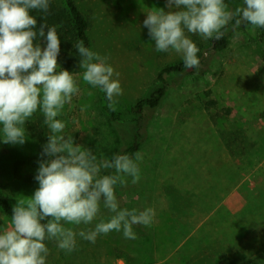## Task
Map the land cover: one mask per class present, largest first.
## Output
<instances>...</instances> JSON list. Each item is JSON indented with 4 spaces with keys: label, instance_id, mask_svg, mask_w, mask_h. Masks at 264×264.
Here are the masks:
<instances>
[{
    "label": "rangeland",
    "instance_id": "374dc122",
    "mask_svg": "<svg viewBox=\"0 0 264 264\" xmlns=\"http://www.w3.org/2000/svg\"><path fill=\"white\" fill-rule=\"evenodd\" d=\"M76 2L92 23L94 51L107 56L119 72L123 94L111 114L104 93L84 82L80 69V91L58 118L66 124V135L90 149L97 160H110L133 143L132 106L161 85L158 75L167 64L182 59L175 52L155 51L143 28L146 12L167 11L165 0ZM234 2L236 7L242 4ZM228 26L230 45L213 54L211 39L188 34L197 47L202 45L206 60L194 71L168 77L167 94L152 113L147 139L138 152L141 179L132 184L128 178L127 184L117 185L121 207L155 209L154 222L144 227L147 233L137 232L135 226L134 240L115 231L99 236L95 244L78 239L71 253L47 241V264H264V255L248 262L264 252V29ZM211 99L220 108L232 109L223 118L224 126L244 128L256 142L244 162L231 156L218 126L211 122L206 110ZM39 117L43 115L37 111L25 122L23 145L0 142V189L13 205L31 197L38 187L35 179L25 178L36 170L42 152L41 138L33 130ZM165 184L184 187L186 193L200 186L202 192L175 203L171 195L159 194ZM108 215L101 208V216ZM0 224L10 226V217L1 208Z\"/></svg>",
    "mask_w": 264,
    "mask_h": 264
},
{
    "label": "clouds",
    "instance_id": "9594fccd",
    "mask_svg": "<svg viewBox=\"0 0 264 264\" xmlns=\"http://www.w3.org/2000/svg\"><path fill=\"white\" fill-rule=\"evenodd\" d=\"M50 4L51 0H0V142L23 145L25 122L37 111L48 130L34 177L38 187L12 207L10 226L0 224V264H47V241L71 253L78 239L95 244L99 236L113 231L134 240V227H148L156 216L151 206L121 207L115 194L117 185L127 184L128 178L132 184L141 179L140 153H117L97 162L90 149L65 134L66 124L58 117L80 91L79 73L58 63L61 39L56 26L42 22L37 27L32 13H41L43 21ZM165 8L146 12L143 28L155 51L175 52L184 69L200 66L199 48L189 33L220 40L228 25L264 29V0H242L234 9L225 0H165ZM73 47L82 80L103 92L112 107L123 94L119 72L107 56L82 40ZM101 208L109 215L101 216Z\"/></svg>",
    "mask_w": 264,
    "mask_h": 264
},
{
    "label": "trees",
    "instance_id": "16d2710c",
    "mask_svg": "<svg viewBox=\"0 0 264 264\" xmlns=\"http://www.w3.org/2000/svg\"><path fill=\"white\" fill-rule=\"evenodd\" d=\"M235 0H225V2L229 3L233 8L236 7ZM37 18V27L42 22L47 23L49 26H56L57 32L61 39V52L58 56V63L61 65L62 68L70 71V72H78L79 68V57L76 53L75 48L73 45L77 41H83L85 46L91 48L93 51V39L91 37V29L92 23L87 18V16L83 13L80 9L76 0H51L50 8L47 14H43V21L41 20V13L34 11L32 13ZM224 31V36L220 40L211 39L210 41V48L209 50L213 53L225 51L231 43L232 37V30L230 26H227ZM199 51L198 56L200 58V64H204L206 57L205 52L202 51V45L198 46ZM196 70V69H195ZM189 71V69H184L183 61H178L176 63L167 64L158 75V81L161 83L157 88H155L147 97H143L139 99L135 105L132 106V112L136 115L134 120L135 122V132L133 135V143L127 145L126 147H121L118 153H127L129 155H133L139 152L147 139L148 130L147 126L149 121L151 120L152 113L159 108L163 99L167 94L168 89V77L173 75H180L184 74ZM108 112L111 114H115L114 110L111 107H105ZM206 110L209 112L211 122L216 126H218L219 131L221 133V138L223 143H225L229 153L232 157L239 156V160L244 162V158L247 156L250 149L256 148V142L251 141V137L245 131L244 128L238 129H231L227 128L226 124L224 126V119L225 117L229 116L232 112V109L229 107H222L218 106V102L214 99H211L206 102ZM44 117L38 118V124L33 127L34 133L37 134L41 138V143L45 144L46 139L44 137L43 128H45L43 124ZM225 127V128H224ZM39 160L41 159L40 154ZM46 159V157H44ZM102 160H97V162ZM34 166V164H33ZM36 166V170L33 173L28 175L25 178L26 181L34 180L36 175V171L38 166ZM198 177V176H196ZM195 177V178H196ZM189 178V177H188ZM198 180V178H197ZM212 183V182H211ZM219 182L214 181V186H216ZM231 185L228 186L230 188ZM235 187V183H233ZM162 193L159 194H167L168 196L171 195L174 198L175 203L182 202L183 199L190 201L195 199L194 196L197 195L198 191L202 192L201 187L194 188L193 191L190 192H183L184 187H180L175 184H165L160 188ZM122 194V191L116 187L115 194ZM116 194L117 198L118 195ZM208 194V192H207ZM14 205L11 203L9 198L2 192L0 189V208L1 210L11 218L12 207ZM125 207H127L125 205ZM178 214L176 213L174 216L176 217ZM137 232L140 233H147L144 226H136ZM263 254L256 256L253 260H248L249 263H253L261 258Z\"/></svg>",
    "mask_w": 264,
    "mask_h": 264
}]
</instances>
